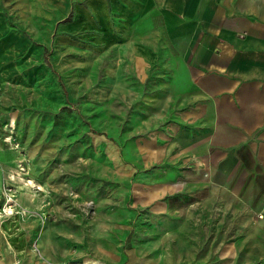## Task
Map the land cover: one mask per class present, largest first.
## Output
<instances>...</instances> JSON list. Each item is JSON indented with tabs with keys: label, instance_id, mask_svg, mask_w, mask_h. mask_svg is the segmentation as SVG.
<instances>
[{
	"label": "rangeland",
	"instance_id": "rangeland-1",
	"mask_svg": "<svg viewBox=\"0 0 264 264\" xmlns=\"http://www.w3.org/2000/svg\"><path fill=\"white\" fill-rule=\"evenodd\" d=\"M165 5L0 0L14 41L0 85V257L264 264V164L246 144L204 151L214 130L176 80L186 66ZM180 131L191 141L174 147Z\"/></svg>",
	"mask_w": 264,
	"mask_h": 264
},
{
	"label": "crops",
	"instance_id": "crops-1",
	"mask_svg": "<svg viewBox=\"0 0 264 264\" xmlns=\"http://www.w3.org/2000/svg\"><path fill=\"white\" fill-rule=\"evenodd\" d=\"M165 3L164 30L173 49L178 51V60L181 58L186 66L176 80L182 82L181 89L189 98L191 93V97L202 100L198 108L209 115L207 125L210 123L208 127L214 130V136L207 135L202 143L204 151L212 145L232 148L246 144L264 164V73L259 72L263 71L260 60L264 53H255L264 50V45L249 43L250 37L264 36V0H165ZM7 27L0 17V85L9 81L14 68V41L12 37L4 39ZM149 44L153 49L155 43ZM134 59H139L138 53ZM176 135L174 147L191 141L185 131ZM234 155L204 153L202 160L231 161ZM12 253L0 257V264H16L17 253ZM31 260L22 264H32ZM87 262L84 263L97 264Z\"/></svg>",
	"mask_w": 264,
	"mask_h": 264
}]
</instances>
